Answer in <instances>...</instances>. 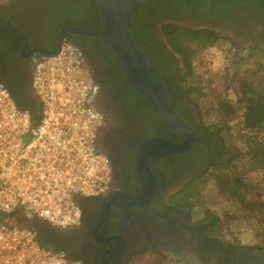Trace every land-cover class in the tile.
Segmentation results:
<instances>
[{
    "label": "flooded vegetation",
    "instance_id": "1",
    "mask_svg": "<svg viewBox=\"0 0 264 264\" xmlns=\"http://www.w3.org/2000/svg\"><path fill=\"white\" fill-rule=\"evenodd\" d=\"M52 9L51 0H0V10L27 43L24 47L22 39L12 33L20 44L14 41L9 52L0 48V85L19 103L31 100L32 68L38 58L32 50H51L64 28L86 31L77 26L57 30ZM199 14L194 19L187 13L159 8L144 15L136 27L175 95L172 113L194 131L193 147L198 145L193 152L191 147L182 155L151 161L148 168L153 180L144 178L142 182L134 173L139 146L153 138L173 143L180 139L123 83H115L116 73L100 46L86 40L92 37L65 32L63 40L72 47L93 85L89 106L102 117L96 145L109 161L110 174L103 195L79 201L81 218L76 227L61 230L43 223L39 239L54 252L81 264H147L144 258L158 264H192V260L198 264H264L251 248L223 241L204 217H192L186 193L192 181L216 164H227L230 155L220 132L206 130L208 125L200 121L199 110L187 95L186 62L162 32L165 24L207 30L219 37L210 48L224 43L228 52L252 58L264 55V14L247 5H232L224 14ZM147 196L150 199L145 204L143 197Z\"/></svg>",
    "mask_w": 264,
    "mask_h": 264
},
{
    "label": "built area",
    "instance_id": "2",
    "mask_svg": "<svg viewBox=\"0 0 264 264\" xmlns=\"http://www.w3.org/2000/svg\"><path fill=\"white\" fill-rule=\"evenodd\" d=\"M92 89L67 43L34 63L31 90L41 106L36 125L0 85V264H81L44 246L35 227L9 219L22 213L69 229L80 222L77 201L106 192L110 167L96 145L102 117L89 106Z\"/></svg>",
    "mask_w": 264,
    "mask_h": 264
},
{
    "label": "trees",
    "instance_id": "3",
    "mask_svg": "<svg viewBox=\"0 0 264 264\" xmlns=\"http://www.w3.org/2000/svg\"><path fill=\"white\" fill-rule=\"evenodd\" d=\"M51 1L53 6L52 18L53 21H55L54 27H57V30H59L62 26H77L90 32L100 30V20L94 0ZM232 5L255 6L264 14V0H187L162 3L152 2L148 4L132 3L130 31L135 41L139 43V45L151 58L166 85L169 86V83L162 76V71L156 55L152 53L149 47L137 35L136 27L141 20H144L143 16H148L151 13L157 12V10L161 8L163 10L166 9L167 11L187 13L192 18L198 19L200 15L199 13L202 11H208L211 14H224L226 9ZM0 18L7 20L12 27L18 30L17 26L9 20L7 14L2 10H0ZM162 32L172 50L181 56L186 62V66L188 67V80L189 78H194L195 76L192 70L191 60L196 56V54L213 47L219 41V37L213 32L207 30L192 31L173 24H165L162 27ZM56 33L54 34V37ZM86 40L94 42L100 46L116 73L118 81L115 83H123L126 88L150 111L147 101L128 86L118 66L104 51L100 40L96 38H87ZM14 41H17L18 45L20 44V40L3 24H1L0 48L3 47L7 50V52H9ZM54 48L55 44L53 43L50 49L53 50ZM13 49H15V47ZM260 70L264 72V67H259L258 71ZM195 78V83L200 85V78L197 76H195ZM237 84L236 93L238 95V99L235 103H231L227 98L222 100L219 99V97L214 98L217 100L215 103V112L219 116L217 128L214 129H217L219 132L222 130H230L226 127L228 126V122L232 121L233 118L241 112L240 121L237 123L238 129L236 134L242 138L243 143L241 144V147H239L231 142L226 144L225 141L227 151L230 155L227 164H225V162L216 164L207 169L205 173L200 175V177L192 181V188H189L186 191V193H188V198L191 200V208L193 207L196 199H198L201 187L206 182L205 179L207 175L209 176L208 171L210 169H212L214 173L216 172V174H214L216 189L218 188L219 192L224 194H229L233 200L241 205H244V207L251 204L250 202L253 200L251 197L253 195H256V197H259L260 195V193H257L258 186L256 187V185H252L247 175L254 171H263L264 169V73L261 76V80L255 84L245 78L237 80ZM187 95L194 96L192 100L190 99L194 104L198 99L205 96V94L201 92V89L197 87L188 88ZM195 106L198 109L197 104H195ZM174 112L175 111H173V113ZM199 115L200 121L202 122L203 116L200 112ZM38 121L39 116H32L31 126L36 125ZM204 128H206V130L210 129L211 131H214L210 125ZM195 148H198V145L192 148V152ZM244 160H246V162ZM222 170L225 172L222 175H219ZM249 197L251 200H247ZM203 217L213 224L212 230L219 231V219L215 215L209 211H205ZM37 230L40 232L39 229Z\"/></svg>",
    "mask_w": 264,
    "mask_h": 264
},
{
    "label": "rangeland",
    "instance_id": "4",
    "mask_svg": "<svg viewBox=\"0 0 264 264\" xmlns=\"http://www.w3.org/2000/svg\"><path fill=\"white\" fill-rule=\"evenodd\" d=\"M191 65L194 75L200 78L201 83L200 85L196 84L194 76V78H189L187 86L188 88L197 87L205 94L195 104L203 116L204 124L210 125L214 129L217 128L219 120V116L215 112L217 100L214 98L219 97L221 100L227 98L231 103H235L238 99L236 93L237 80L245 78L253 84L261 80L264 72L258 71V69L264 67V55L255 54L252 58L243 56L241 53L236 55L231 51L228 52L225 44L221 43L215 49H206L196 54L191 60ZM189 98L192 100L194 96L191 95ZM240 116L241 112L228 122L226 127L230 130L220 132L226 144L231 142L241 147L243 140L236 134ZM244 161L246 162V160ZM224 172L222 170L219 175ZM208 174L198 199L192 207V217L195 220L200 219L205 211H209L219 219V235L223 241L236 246L251 248L252 252L264 251V169L247 175L252 185L258 186L257 193H260L259 197L256 195L251 197L253 200L247 207L237 203L229 194H224L219 192L218 188L216 189L214 180L216 172L214 173L210 169ZM251 198L249 197L247 200H251ZM32 219L30 216L16 213L9 219V223L26 226ZM34 223L36 224V222ZM35 227L38 229V225ZM144 261L147 264H158L156 261Z\"/></svg>",
    "mask_w": 264,
    "mask_h": 264
},
{
    "label": "water",
    "instance_id": "5",
    "mask_svg": "<svg viewBox=\"0 0 264 264\" xmlns=\"http://www.w3.org/2000/svg\"><path fill=\"white\" fill-rule=\"evenodd\" d=\"M176 1L187 0H94L100 20V30L90 32L74 28H64L60 32L53 50L39 48L31 52L37 55L38 58H50L55 56L60 46L66 43L63 40L65 32L100 40L104 51L118 66L128 86L147 101L155 118L180 139L179 143H173L162 138H153L145 141L139 146L134 165V173L139 182H142L144 178L153 180L148 168L151 161L164 160L182 155L193 147L196 142L194 131L172 113L175 102L173 91L166 85L151 58L139 43L135 41L130 31L132 3L148 4L152 2L162 3ZM0 23L4 24L12 33L19 36L24 43V47L27 46L25 37L6 20L0 19ZM30 94L31 100L29 103H19L17 101L16 103L22 110L28 111L31 117L34 115L39 116L41 106L35 98L31 88ZM149 199V196L143 197L144 203L146 204ZM79 201L77 202L79 203ZM34 222H36V224ZM35 225H38V229L41 230L43 222H39L33 218L30 220L29 225L24 227L33 228ZM254 253L258 257H261V259H264L262 256L264 255V251ZM192 264L198 263L192 260Z\"/></svg>",
    "mask_w": 264,
    "mask_h": 264
},
{
    "label": "crops",
    "instance_id": "6",
    "mask_svg": "<svg viewBox=\"0 0 264 264\" xmlns=\"http://www.w3.org/2000/svg\"><path fill=\"white\" fill-rule=\"evenodd\" d=\"M144 260H145V258H144ZM144 260H143V261H144Z\"/></svg>",
    "mask_w": 264,
    "mask_h": 264
}]
</instances>
